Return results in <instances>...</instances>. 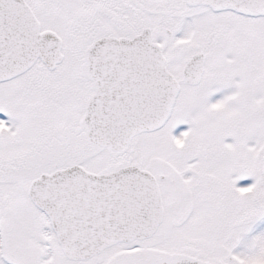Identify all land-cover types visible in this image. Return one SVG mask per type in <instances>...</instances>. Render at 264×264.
I'll return each mask as SVG.
<instances>
[{"label":"snow or ice","instance_id":"6c2138e0","mask_svg":"<svg viewBox=\"0 0 264 264\" xmlns=\"http://www.w3.org/2000/svg\"><path fill=\"white\" fill-rule=\"evenodd\" d=\"M0 264H264V0H0Z\"/></svg>","mask_w":264,"mask_h":264}]
</instances>
